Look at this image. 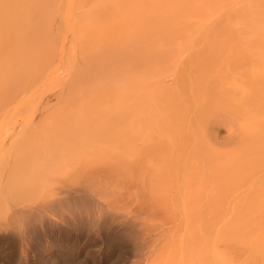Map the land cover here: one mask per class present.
<instances>
[{
  "label": "bare ground",
  "instance_id": "1",
  "mask_svg": "<svg viewBox=\"0 0 264 264\" xmlns=\"http://www.w3.org/2000/svg\"><path fill=\"white\" fill-rule=\"evenodd\" d=\"M0 264H264V0H0Z\"/></svg>",
  "mask_w": 264,
  "mask_h": 264
},
{
  "label": "rangeland",
  "instance_id": "2",
  "mask_svg": "<svg viewBox=\"0 0 264 264\" xmlns=\"http://www.w3.org/2000/svg\"><path fill=\"white\" fill-rule=\"evenodd\" d=\"M60 21V20H59ZM58 21V18H56V20H55V23L56 24H58L57 22H59ZM67 33H65L64 34V36H66V37H64V36H61V37H63V39H62V42L64 41V43H62L63 44V48H65L66 50H69L70 48H68V47H71L72 46V43H73V40H72V35H70V34H68V35H66ZM71 36V37H70ZM65 38V39H64ZM71 39V40H70ZM66 40V41H65ZM67 42V43H66ZM65 49L62 51V52H60L61 53V55L62 56H64V55H67V53L65 52L64 53V51H65ZM57 55V54H56ZM60 55V54H59ZM60 55V57H58V55H57V57L55 56V58H56V60L53 62V65H54V68H53V76L54 77H52L53 79H51L52 81H50L49 79V83H47V82H45L44 81V83L42 82L41 83V81H40V83H41V85H39L40 83H38L37 85H39V86H35V87H33L34 88V91L32 90L33 88H31L30 89V91H32V94L34 95H32V94H29L30 93V91H28L27 93L25 92V93H23V90L21 89L20 91L21 92H18L17 94L18 95H15V97H17V98H15L14 97V101H13V98L11 97V98H8V99H10V100H5V103L3 104V107L2 108H4V109H15V107L16 106H18L19 104H17L18 102H25V105L24 104H22V107L20 108V109H22L23 108V110H30V109H32L31 107H33V109L32 110H37V109H44L45 107H46V109H48V110H53V109H55V108H59V106H58V104H60L59 102H61V98L59 99V97H61V94H62V90H63V87H62V85H61V83L60 82H62V81H66L67 79H68V77H69V74H68V67H67V65L65 64L66 63V61H64L65 59H64V57H62ZM66 57V56H65ZM54 58V59H55ZM49 78V77H48ZM168 81H170V79H168ZM59 82V83H58ZM50 83H53L52 85H50L49 86V84ZM44 86H46V87H43V85ZM49 86V88L47 89V87ZM60 88V89H59ZM46 89V91H44V90ZM36 90H37V92H36ZM25 91V90H24ZM42 91V92H41ZM58 91H60L61 93H59ZM35 92V93H34ZM44 92H46V93H44ZM58 92V93H57ZM23 93V94H22ZM38 93H42V95H40L39 96V94ZM21 94L23 95V96H21ZM24 94H25V96H24ZM44 94V95H43ZM27 95H28V98H27ZM30 95H32V99L30 98ZM60 95V96H59ZM21 99H20V98ZM22 97L24 98L25 97V99H22ZM33 97H34V99H33ZM29 98H30V100H29ZM12 99V100H11ZM15 99H17L16 101H15ZM27 99V101H24V100H26ZM37 99V100H36ZM19 100V101H18ZM20 100H22V101H20ZM28 100H29V102H28ZM36 100V101H35ZM60 100V101H59ZM7 101V102H6ZM8 101H10V102H8ZM35 101V102H34ZM14 102V103H13ZM22 102V103H23ZM11 103V105L9 106L8 104H10ZM27 103V104H26ZM30 105H29V104ZM35 103H36V105H35ZM6 104V105H5ZM33 104V105H32ZM7 105H8V107H7ZM29 105V106H28ZM54 105H55V107H54ZM12 106V107H11ZM24 106H26V107H24ZM31 106V107H30ZM29 107V108H28ZM27 108V109H26ZM82 236V237H81ZM80 237H78V239H77V243H79V244H88V245H90V246H92V247H94L95 249H97V237L96 236H94V234H89V236L87 237V235H81ZM94 237V238H93ZM89 238V239H88ZM86 239V240H85ZM95 239V240H94ZM87 241H90V242H88L87 243ZM96 241V242H95ZM95 243H97V244H95ZM31 256L33 257L34 255L33 254H31ZM40 263V262H39Z\"/></svg>",
  "mask_w": 264,
  "mask_h": 264
}]
</instances>
